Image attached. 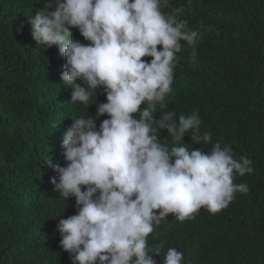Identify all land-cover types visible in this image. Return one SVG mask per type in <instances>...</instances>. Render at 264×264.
<instances>
[{"label":"clouds","instance_id":"obj_1","mask_svg":"<svg viewBox=\"0 0 264 264\" xmlns=\"http://www.w3.org/2000/svg\"><path fill=\"white\" fill-rule=\"evenodd\" d=\"M167 5L168 0H47L28 17L36 43L57 46L66 61L61 80L71 86V104L79 102L87 112L97 105L95 116L72 118L61 142L66 166H51L59 197L75 198L77 213L57 225L60 247L72 264H157L150 253L161 256L164 245L149 246L148 237L169 214L179 222L201 208L216 214L236 193L250 190L234 183L235 175L253 173L250 158L235 159L232 147L219 142L207 152L190 149L186 136L199 145L212 141L210 131L201 132L199 111L178 120L165 111L181 42L195 60L202 39L180 19L183 6L165 12ZM73 28L89 43L75 39ZM101 90L106 103L97 100ZM162 264H184L183 252L168 248Z\"/></svg>","mask_w":264,"mask_h":264},{"label":"trees","instance_id":"obj_2","mask_svg":"<svg viewBox=\"0 0 264 264\" xmlns=\"http://www.w3.org/2000/svg\"><path fill=\"white\" fill-rule=\"evenodd\" d=\"M46 2L0 0V264H72L57 225L77 213L75 198L59 197L51 166H66L61 142L72 118L95 116L97 105L87 112L71 104L58 47L32 38L28 17ZM181 6L180 19L202 39L195 60L181 42L165 111L178 120L198 110L201 132L210 131L212 141L199 145L186 136L184 143L206 152L216 142L230 145L235 159L252 160L254 171L234 176L250 190L236 193L226 209L201 208L184 222L169 214L148 237L149 246L163 243L161 256L150 255L162 264L173 247L183 252L184 264H264V0H168L163 10ZM72 32L89 43L78 29ZM97 100L107 102L102 90ZM167 137L165 130L161 142Z\"/></svg>","mask_w":264,"mask_h":264},{"label":"water","instance_id":"obj_3","mask_svg":"<svg viewBox=\"0 0 264 264\" xmlns=\"http://www.w3.org/2000/svg\"><path fill=\"white\" fill-rule=\"evenodd\" d=\"M52 164V163H51Z\"/></svg>","mask_w":264,"mask_h":264}]
</instances>
